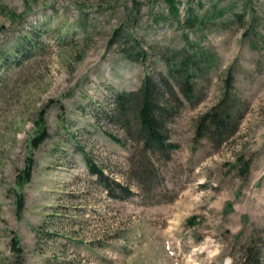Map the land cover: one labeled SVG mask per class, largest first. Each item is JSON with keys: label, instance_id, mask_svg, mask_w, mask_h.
<instances>
[{"label": "rangeland", "instance_id": "374dc122", "mask_svg": "<svg viewBox=\"0 0 264 264\" xmlns=\"http://www.w3.org/2000/svg\"><path fill=\"white\" fill-rule=\"evenodd\" d=\"M179 1L176 18L165 0H0V264H234L264 238V0ZM188 7L203 25L188 27ZM185 34L217 62L169 124L179 148L143 185L140 145L98 115L166 71L154 50ZM133 37L146 64L121 52ZM229 73L247 110L215 147L196 126Z\"/></svg>", "mask_w": 264, "mask_h": 264}, {"label": "trees", "instance_id": "16d2710c", "mask_svg": "<svg viewBox=\"0 0 264 264\" xmlns=\"http://www.w3.org/2000/svg\"><path fill=\"white\" fill-rule=\"evenodd\" d=\"M165 2L171 14L179 18L181 1L165 0ZM139 5L138 2L136 6L139 7ZM187 10L186 22L189 28L205 23L192 8L188 7ZM116 35L123 37L122 30H117ZM184 36L186 46L183 48L171 50L165 47L154 50L155 55L165 63L166 71L148 72L141 86L136 90L117 91L109 108L98 115L100 119L118 125L124 130L126 139L134 140L140 145L147 159L142 162L139 174L143 185H149L154 179L155 157L168 160L172 152L179 148V144L170 138L169 124L179 115L186 102L194 105L201 101L202 97L197 91L198 80L208 74L217 62L215 54L209 53L197 42L192 41L188 34ZM16 51L24 53L20 48ZM121 52L128 59L144 64L151 54L150 50L142 46L134 37L125 38L121 43ZM234 79V75L229 73L225 90L219 101L200 116L196 126L195 140L207 138L215 147H218L239 130L247 105L236 92ZM87 161L90 171L112 191V183L105 177L103 169L91 159ZM32 174L33 166L28 165L20 183L29 181ZM119 185L122 187L119 190L122 199H127L134 193L129 187L120 183ZM23 207L24 196L20 195L19 214L23 211ZM17 250L21 251L20 248ZM234 264H264V238L254 237L245 243L241 257Z\"/></svg>", "mask_w": 264, "mask_h": 264}]
</instances>
